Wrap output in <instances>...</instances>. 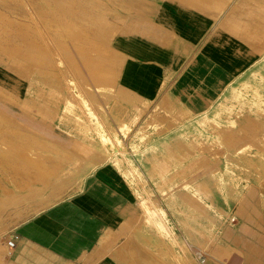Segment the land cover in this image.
<instances>
[{
  "label": "crops",
  "instance_id": "obj_1",
  "mask_svg": "<svg viewBox=\"0 0 264 264\" xmlns=\"http://www.w3.org/2000/svg\"><path fill=\"white\" fill-rule=\"evenodd\" d=\"M129 4L133 6L132 14L116 21L119 28L109 42L121 60L117 85L143 99L137 103L144 109L138 119L143 124L148 117L143 103H163L167 101L165 96L188 115L207 110L235 73L244 69L254 55L252 49H257L255 45L258 47L264 0H140L138 4L131 0ZM82 67L79 65V69ZM63 74L59 70L56 76H60V83L65 81L61 83L63 88L51 81L47 85L65 95L68 78ZM86 75L92 86L88 101L103 103L91 77ZM117 102L110 103L109 109L101 104L107 123L113 127L117 120L128 119L136 112L130 103ZM64 103V99L53 98L38 102L53 112L57 109V114L64 113ZM95 108L96 104L92 109L100 116L101 111ZM79 109L77 113L88 119L87 111ZM84 140L93 152L79 160L82 165L77 188L10 229L8 239H13V245L2 264H224L205 254L203 259L197 255L195 226L189 223H168L165 230L143 223L137 235L113 241L131 214L130 181L113 159L104 158L111 151L99 144V139ZM56 141L51 140L54 144ZM159 158L146 156L152 175H158L152 172V163ZM175 179L172 181L178 183ZM130 226L131 230L132 223ZM201 231L203 247L211 248L210 230ZM243 231L239 225L220 229L221 243L229 247L225 264H264L262 240L248 239L240 234ZM233 248L240 249L241 257Z\"/></svg>",
  "mask_w": 264,
  "mask_h": 264
},
{
  "label": "bare ground",
  "instance_id": "obj_2",
  "mask_svg": "<svg viewBox=\"0 0 264 264\" xmlns=\"http://www.w3.org/2000/svg\"><path fill=\"white\" fill-rule=\"evenodd\" d=\"M45 1H46V3H45ZM69 1L72 2L74 0H69ZM79 1H81V0H79ZM82 1L86 2L84 7H85V9H87V12L85 14L86 16H80L79 17V16H77V12L74 10V7H72V8L70 7L69 9H64L60 5H58L56 0H35V6L37 8V12L39 13V15L44 18L45 15L49 14V12L51 11L52 15L54 16V20L56 21L53 23H50L49 21H48L49 23L48 22L45 23L44 24V31H41V28L37 29L35 27H32L31 23L28 20L27 21L26 20L25 21H18V26H17V23H16L17 21L15 22L12 18L9 17V15L6 12H3L0 10V49L7 51V53L10 56L13 53H16L17 55L25 56V58H27L26 67H27L28 71H26V72H28V74L30 71H31V73L34 71L35 73H38L41 76L39 80L42 83H45V80H47L46 81L47 83L49 81H51L53 83V85H56V86H57V84L60 83V80H61L60 76L56 77L57 72L59 70H62L64 73L71 71L74 74H77L80 71L79 70V64H77V62H76V60H78V58L76 56L78 55L80 57L81 62H82V66L84 65V67H82L81 69L84 70V68H85V72H87L86 74H88L91 77V79H92V81H93V83H94V85L98 91L103 92V93L113 92L114 95L119 98V99L116 98L115 101L113 100L116 103H118L117 101H121V100L130 103L134 107V109L136 110L134 115L128 119L117 120L116 127H113L111 124H108V126H107V124L105 123V113L103 114L104 110H103V107L101 105L103 103L100 104L97 102L96 103L93 102L94 104H96V108L99 110V112L101 111V115L100 116L97 115L95 117L96 113H98V112L95 113L94 109H92V106L94 104L92 102L90 103L88 101V99L84 97L85 92H86L85 94H88V96L92 95V93H91L92 91L90 89H88L89 83L87 86V83L86 82L84 83V81H83L81 85L79 84L81 89L79 91L72 93L73 96L68 94V92H69L68 91L66 93L67 96L65 95L62 98L65 101V103H64L66 106L65 111H67V112H70V111L74 112L73 111V109L75 108L74 106H77L78 108L83 109L84 111H85V109H88L87 114L88 113H91L93 115L95 114L94 116L91 115V119L94 120L93 122H95V120H96V126L98 129L97 133H99V135H100V140L102 142V146L104 148H106V145H108L107 147L111 151L110 154H108L107 156H104V158H106V159H109L111 157L115 158V156H116L115 153L119 152L118 150L123 147V144H124L123 137H126L129 134V132L132 130V128H131L132 125H134L138 122V119L140 118V116L143 112V109L137 105L138 102H143V99L136 96L134 93H132L128 89H127V91H126V89H124V90L126 91V93H129V95H131V96H124V95H122L124 93H122V94L119 93L120 89H123V87L117 85V82H116L117 69L119 71L118 66H119V63L121 61L120 55H119L118 51L114 50L111 46H109L110 44L108 45V42L105 41L106 39H108L109 36H111L115 33L117 26L111 25L108 23L107 16L105 15V12L107 9H106V7H104V4H103L104 1L103 0H82ZM111 1H113V3H115V4L117 3L118 6L124 8L126 10H132L133 6L131 7L129 2L127 3L128 0L127 1H125V0H110V2ZM129 1H131V0H129ZM133 1L136 4H138V2L140 0H133ZM139 5H140V3L138 4L137 7H139ZM99 6H102V10L103 9L105 10V12H102V14L98 12ZM95 7H96V9H95ZM99 10H101V9H99ZM121 10H123V9H121ZM142 10H143V8L140 7V11H142ZM31 12H32V10H31ZM112 13H114V11ZM126 13H128V12H126ZM34 14H35V12H34ZM260 16H263V15H260ZM32 18H34V17H32ZM248 18H252V17H248ZM252 20H253V18H252ZM250 21H248V22H250ZM31 32L35 33L33 35V37L30 34ZM14 33L20 34L23 41H26L29 44V49L27 50V54L24 53V49L21 46L14 43V41H13ZM261 37L262 36H260V38ZM53 46L60 50L61 55L60 54L58 55V53L54 51L55 48ZM255 47L260 48L259 41H258V47L256 45H255ZM72 50H74V52H73L74 54L71 53ZM49 51H51V53ZM48 52L50 53V55L53 54L55 56L50 57L48 55ZM52 52H54V53H52ZM57 55H58V59H59L60 63L62 61H65V63H64L65 66H62L63 68H61L60 65H57V63H55ZM74 57H76V60ZM22 62H25V61H22ZM18 64H19V62H18ZM31 73H30V75H31ZM60 73H59V75H60ZM79 74H81V73H79ZM259 74H260V80L263 81L264 75L261 72H259ZM63 75H65V74H63ZM68 76H69V74H68ZM65 78H66V76H65ZM80 79H84V78H80ZM80 79H78V80H80ZM73 80L74 79L71 78V76L68 79V81L66 80L67 84L70 85V87H72L71 84L73 83L72 82ZM89 82H90V80H89ZM37 83H38V81H37ZM61 83L59 84L60 86H62ZM70 87L67 89H71ZM74 87H75V85H74ZM242 87L244 89L243 92L241 90H236V91L234 90L233 91L236 100L239 101V104H240L239 107L235 109L234 105H229V106L225 107L223 110V113L226 114L225 119H226L227 124L224 125L223 123L220 122V119L218 118L221 115L220 111L215 112L214 117L210 116L206 112H204L200 116H198L195 120L196 125H198L200 127L204 126L210 122V125L212 128V131L210 133L211 145L212 146L219 145V147L221 145L224 146L223 149H221L222 147L220 148L221 152H220V150L212 152V155H213L212 159L216 158L219 154H222V153L225 156V161H226L225 173L222 171L217 172V181H216L217 185H215V187L218 190V192L223 195V199L226 203H230L231 200H238V199L243 198L244 197V190H246L250 187V185L252 184L253 178L256 180V182L259 185H261L262 182L264 181V85L261 83L260 84H251V83H245L244 82L242 84ZM62 88H63V86H62ZM57 90L60 92V89H57ZM50 92H51V89H50ZM82 92H83V95H82ZM122 92H124V91H122ZM248 93L251 94V98L246 97V95ZM105 94H107V93H105ZM60 97H58V98H60ZM54 99H56V98H54ZM91 100H94V99H91ZM145 104L146 103H144V106H145ZM133 107H132V109H133ZM116 109L117 108H115V110ZM126 109H128V108H126ZM245 111H247L250 114H254L255 121H253L251 119V117L248 115L244 116L245 123L246 122L250 123L251 129L246 128L244 126L245 124L244 125L243 124H238V125L236 124L238 126L237 127L238 129H236V128L235 129L237 131H231V129H229V128H232L231 125L238 123L239 120L237 118L240 115L246 114V113H244ZM180 112L188 115L186 110H180ZM62 114H64V113H62ZM82 115H83V113L82 114H76L75 118L78 120L77 124L79 125L80 130L83 131L84 133H86L90 130V126H89V124H87L81 120ZM126 115H127V113H126ZM86 116H88V115H86ZM122 117H123V115H122ZM159 117L160 118H158L156 116L155 117L151 116L145 125L139 127L136 130L134 136L138 137L140 139V141L145 142L147 140V138H149V135H150L149 127L151 126L152 130L154 132H156V131L158 132L163 127V125H164L163 121H166L168 116H162V117L159 116ZM117 118H119V117H117ZM244 121H242V122H244ZM93 122L91 121V123H93ZM89 123H90V120H89ZM106 129H108L112 133V135L109 134L108 131H106ZM227 129H229L230 131H228ZM233 130H234V128H233ZM241 131L246 132V134H248L251 137L252 142L248 141V142H244V144L238 145L239 141L241 140L240 133H239ZM236 132H238V133H236ZM78 133H79V131H78ZM91 139H93V138H91ZM80 144H81V142L76 143L77 146L75 145L76 149H75L74 155H77L76 153H78L80 157L84 158L85 156H89L90 154H92L93 149L90 147L89 144H84V142L81 144V146H80ZM99 144H101V143H99ZM188 144H190V148L187 146L186 152H185V150L182 151L183 152L182 155H180L178 157H176V155H175L176 152L173 153V151H175L174 149H176V146L172 147V145H174V144H171L170 146L169 145L166 146V149H169L172 147L173 150H171V149L167 150V152H165L164 154H162L160 156L159 160L156 159L157 161L154 160L155 161L154 163L151 162L154 166V167H152V172L157 173L161 178H164V179L166 178L167 180L172 181L175 179L174 178L175 176L182 179V178L186 177V175H188L190 172L195 171V170L199 169L200 167H203L206 164V158H204L205 154L202 155L203 154L202 150H204L207 147L206 146L203 149V146L205 144L204 141H201L199 138H196L195 141L191 140L190 143H188ZM252 145L255 146V151L253 150L254 152H252V150L250 149V147ZM219 147H217V148H219ZM209 148H210V146H209ZM180 149L181 148H179V151H180ZM58 150H59V148L57 147V144H54L53 142H50V141L46 140L45 138H39V137L35 136L34 134H32L30 132V130H28L27 127H23V126L17 124L16 121L14 120V118H12L11 116L5 114L4 112L0 113V175H1V178H3L6 181H9L14 186H16L20 189H22V188L27 189V192H25V194L20 195V196L11 195L9 199H6V196H3V194L0 195V218L7 211V207H9L6 205H10V206L16 205L17 206L19 203H21L24 200H27L29 198L31 200L32 199L31 197H34V196L40 194L39 193L40 190L41 189L43 190L42 185H45V184L51 182V178H53L54 175H56L58 173L60 174V171L62 170L61 167H62L63 161L61 159H58L54 155V152L56 153ZM70 151L71 150H64L63 153L66 154V156L67 155L69 156V153L70 154L73 153L74 150H73V152L72 151L70 152ZM64 154H63V156H64ZM66 156H65V158H67ZM74 157L77 158V156H74ZM80 157H78V158H80ZM104 158L102 157V160ZM72 159L74 160V158H72ZM72 159H70V160H72ZM114 160H116L115 161L116 164L117 163L119 164L120 158H118V159L116 158ZM186 160H188L187 163H186ZM75 161L77 162V159H75ZM100 161H101V159H100ZM207 161H208V159H207ZM79 162H77V163H79ZM78 167H79V165H78ZM235 167L239 168V170L241 171V174H240V172H237L235 170L236 169ZM121 171L123 172L124 176L127 177L128 180H129L128 177L131 176L129 181L132 183V181H133L132 177L135 175L134 174L135 172H133V170H129V169H121ZM226 176L228 177V179H225ZM55 179L57 180V178L54 177L53 180H55ZM65 180H67V179H65ZM61 183H63V182H61ZM70 183H72V182H70ZM168 183H170V182H168ZM64 185H65V182H64ZM1 187L5 193H9L11 191V189H9L3 185H1ZM129 187L131 188V186H129ZM60 188L63 189V187H57V186L53 187V190H52L53 193H52L51 198L53 197V194H59L61 192ZM193 190H194L193 192L196 194L197 198L202 199V198H204V196L206 198H208L209 200L207 202H205L206 206L207 207L211 206L212 208L217 209V212L220 214V216L228 214V212L225 208H221L219 206V204L217 203V201L214 197V194H213L211 187L206 182H204V181L198 182L196 184V188H194ZM163 191H164V189H163ZM42 192L43 191H41V193ZM18 193H19V191H18ZM195 194H193V195H195ZM196 196H195V198H196ZM137 197L139 198V202H140L141 208L143 210V214L139 218L138 225H141L143 223L155 224L159 228V230H165L166 229L164 227L165 222L162 218L163 215L160 212H157L158 207L156 208V205L153 202V200L150 199L149 197L143 196L142 191L137 192ZM53 198H56V197H53ZM48 200H47V202H48ZM42 203H43V201H42ZM198 203H200V202H198ZM262 203L264 206V201ZM160 209L162 210V212H164L161 207H160ZM199 209L201 210V208H199ZM202 209H204V208H202ZM9 213H10V211H9ZM202 214L204 215V213H202ZM19 215L20 214H18V216ZM229 217L231 218L230 221H234L233 216H229ZM182 224H184V223H182ZM212 228H214V227H212ZM194 231L196 232L195 229H194ZM202 235H204V234H202ZM7 244H8V242H7ZM9 246H11V245H9ZM214 247H213V250H214ZM217 248H218V251L215 249L217 251V252L215 251V253H218L219 255H221L222 253H224L223 252L224 249H227L228 246H224V245L222 246L221 244H218ZM233 251H235V253H237V255L239 257H241V251L239 249L233 248ZM219 257L221 258V256H218V258ZM227 257H229V255ZM220 258H219V260H220ZM2 261L3 260L0 258V264H2Z\"/></svg>",
  "mask_w": 264,
  "mask_h": 264
},
{
  "label": "rangeland",
  "instance_id": "obj_3",
  "mask_svg": "<svg viewBox=\"0 0 264 264\" xmlns=\"http://www.w3.org/2000/svg\"><path fill=\"white\" fill-rule=\"evenodd\" d=\"M10 1L0 0V10L3 12H6L9 15V17L12 18L15 22L17 21L16 22L17 26H18V21L28 20L31 23L32 27H35L37 29L41 28V31H44L45 23H47L48 21L50 23L56 22L54 20V16L52 15L51 11L49 12L50 15L47 14L45 15L44 18L39 15V13L37 12V8L35 6V0H17V1L10 0ZM103 1H104L103 3L104 7H106L107 10L105 12L104 9H103L104 11L102 10V6H99L98 12L101 14L102 12H105V15L107 16V19H108V23L111 25L117 26V29L115 30L116 32L119 28V24L116 23V21L118 22L122 21V18L124 16L130 15L132 14V12L131 10H126L118 6L117 3L115 4L113 3V1L111 2L110 0H103ZM56 2L58 3V5H60L64 9H69L70 7L71 8L74 7V10L77 12V16L79 17L86 16L85 14L87 12V9H85L84 7V5L86 4L85 1L74 0L70 2L69 0H56ZM128 2L129 0L127 1V3ZM120 8L123 9L124 11L121 10ZM33 11L35 12V14ZM111 11L112 12L114 11V13H112ZM260 15H263V16H260L261 21L262 20L263 21L260 22V27H259L260 36H262L259 39L261 49L260 48L252 49L254 51V55L251 56V59L249 60V62L244 65L243 67L244 69L241 71H237L235 73V76L232 82L229 84V86L223 91V93H221V95H219V97L215 100V102L212 103V105L207 110L204 111L208 115L213 116V117L215 116L214 115L215 112L220 111L221 115L218 118L220 119V122L223 123L224 125L227 124L226 119H225L226 114L223 113L224 108L229 105H234V108L236 109L240 105L239 101L236 100L233 91L241 90L243 92L244 89L242 87V84L244 82L251 83V84L261 83L264 85V80L263 81L260 80V74H259V72H261L264 75V28H263L264 27V23H263L264 22V8L262 7H261ZM30 34L33 37L35 33L31 32ZM13 36H14L13 37L14 43L21 46L24 49V53L27 54V50L29 49V44L26 41H23L20 34L14 33ZM111 36H109L108 39L105 40L106 42H108V45L110 44L109 39ZM54 48H55L54 51L57 52L59 55L60 50L56 47ZM49 52L51 53V51ZM49 52H48V55L50 57L55 56L53 54L50 55ZM73 52L74 50H72L71 53L74 54ZM58 55H57L55 63H57V65H60L61 68H63L62 66H65L64 64L65 61H62L60 63L58 59ZM76 57L78 58V60H76ZM76 57L74 58L77 64L82 66L80 57L78 55ZM22 61H25V62H22ZM26 64H27V58H25V56L17 55L16 53H13L10 56L7 53V51L0 49V113L4 112L5 114L11 116L12 118H14L17 124L23 127H27L28 130H30L32 134H34L35 136L39 138H45L46 140L50 142L52 139L57 140L56 142H57V147L59 148V150L56 153L54 152V155L58 159L59 157H61L63 160V163H62V167H61L62 170L60 171V174L58 173L54 175L53 178H51V182L45 185H42L43 190L41 189L39 192L41 195L38 194L34 197H31L32 198L31 200L30 198L27 200H24L21 202L22 204L19 203L17 206L16 205L15 206L6 205V206H9L7 207L8 212L6 211L4 215L0 218V256H1L0 258L3 260V262H4V256L8 253L11 247L7 244L8 233L10 229L13 228L21 220L40 211L41 209L55 202L57 199L64 197L66 194L72 192V190L77 188L78 186L77 182L80 178V170H81L80 165H82L80 164L79 160L82 157H80L78 153H76L77 155H74L75 149H76L75 142L78 141V143L81 142V144L83 142L86 143L84 139H87V137L88 138L91 137L94 139H99L100 143H102L100 140V135L99 133H97L98 129L96 126V120L95 122H93L94 120L91 119V115L93 114L91 113L87 114L89 116L88 120L83 118V115H82L81 120L89 124L90 126V130L84 133L83 131L80 130L79 125L77 124L78 120L75 118L76 114H79L77 113V106H74L75 107L73 109L74 112L64 111V114H57L56 110L53 112L45 105L38 104V102H41L45 98L46 99H52V98L62 99L63 96L65 95L67 96V94L63 95L61 94V92L55 89L54 90L51 89V92H52L51 93L50 87L47 86L49 82L42 83L39 80L41 76L38 73H35L34 71L32 73L30 71L28 74V72H26L28 71ZM79 70L81 74H74L73 72L68 71V70H67L68 72L64 73L65 76L68 77V79L70 78V76L71 78L74 79L72 81L73 83L71 84L74 89L70 87V85H68L67 87V88L69 87L71 88V89H67V92L69 91L68 94L70 95H72V93L79 91L81 89L79 85L81 84L80 82L84 81V83L86 82L88 86L89 81L87 80L85 69L84 70L79 69ZM80 78H84L83 81H81L82 79ZM73 84L75 85V87L77 86L79 89L77 87L75 88ZM48 89L49 91H46ZM88 89L92 90L91 83H89ZM124 89L125 88L120 89L119 93L121 94L124 93L122 94L124 96H131L129 95V93H126L127 89L126 91ZM83 92H82V95H83ZM85 93H84L85 98H89L91 96V95L88 96V94H85ZM105 93L99 91V95H100L99 97H100V100H102L103 104L106 105L107 108L109 109L110 103H113L116 98L117 99L119 98L116 97L113 92H105ZM57 96L58 97L61 96V97L58 98ZM246 97L251 98V94L248 93ZM163 99H167V101L163 103L148 102L145 104L144 108L147 109V115H148L147 120H145L144 124H143V120L142 121L140 120V122L138 121V123L132 125L131 127L132 130L129 132V134L126 137H123V141H124L123 147L120 148L121 150L118 148L119 152L115 153L116 154L115 158L111 157V159L113 160L116 158L117 159L120 158L119 164L117 163V165H119L120 170L129 169L135 172L134 173L135 175L132 177L133 179L132 183L129 182V184L127 185L128 188L129 186H131V188H129V190L131 191V195H132L131 214L125 220L127 221L126 223L127 225L123 223V228H121V230L115 234L113 241L120 240L121 238L126 239L127 237H130L131 235L135 236L143 230V224H141L140 226L134 225L133 227V224L138 223L139 218L143 214V210L141 208L139 198L137 197V192L142 191L143 196L149 197L150 199H152L156 205V208L158 207L157 212H160L163 215L161 216L165 224H168V223L171 224L172 222H176L179 224L189 223L195 226L196 241H198L196 251H197V255H201L202 259L205 254L212 261L216 263L224 262L225 264L224 257L225 255H227L229 247L227 249H224L223 251L224 253H222L221 255H219L218 253H215V251L216 250L218 251V248H217L218 244L222 245L221 236H220L219 231L223 226H226V225H234V226L239 225L240 230L242 229L244 230L240 234H243L246 238L251 239V240L252 239L255 241L262 240L261 244H264L263 242L264 241V206L262 203L264 201V198H263L264 197V181L262 182L261 185H259L256 182V180L253 178L252 184L250 185V187L244 190L243 198L238 199V200H231L230 203H226L223 199V195L219 193L215 187V185H217V182H216L217 172L222 171L225 173V168H226L225 167V164H226L225 156L222 153L217 156L218 158L216 157L212 159L213 158L212 152L218 151V150H220L221 152V149H223L224 146L221 145L219 147V145H214V146L211 145L210 133L212 131V128H211L210 122L201 127L196 125V122H195L196 118L204 112L197 113V114H191V115H186L184 113L186 115L185 116L183 113L180 112V109L175 107L173 103L168 100L169 98L165 96V98ZM85 111L88 112V109H85ZM244 113L246 114L240 115L237 118L239 120L238 123L231 125L232 128H229L231 129V131H237L236 129H238L237 128L238 124H243V125L245 124L244 126L246 128L251 129V124L248 122L245 123L244 116L248 115L251 117L253 121H255L254 114H250L247 111H245ZM96 116L97 114L95 115V117ZM151 116L153 117L156 116L158 118H160L159 116L161 117L168 116V117L166 121H163L164 125L158 132L157 131L154 132L152 130V127L150 126L149 127V131H150L149 138H147L145 142L140 141V139L138 137H135L134 134L139 127L146 124V122L148 121V119H150ZM89 120H90V123H89ZM91 121L93 123H91ZM105 123L108 126L106 119H105ZM229 129L227 130L230 131ZM106 131H108V133L112 135V133L108 129H106ZM239 133H240L241 140L239 141L238 145L244 144V142H248V141L252 142L251 137L248 134H246V132L241 131ZM71 135L73 136L69 137ZM196 138H199L201 141H204L205 144L203 146V149L207 146L204 150H202L203 152L202 155L205 154L204 158H206V164L203 167H200L199 169L190 172L188 175H186V177L182 179L175 176L174 178H179L178 183L169 181L166 178L165 179L161 178L158 175H152V173L149 172L150 163L146 159V156L151 157L152 155H154L155 157L156 156L160 157L162 154L167 152L166 146L168 145L170 146L171 144H174L172 145V147L176 146V149H174L175 151H173V153L176 152L175 155L176 157H178L182 155L183 153L182 151L185 150L186 152L187 146L190 148V144L188 143H190L191 140L195 141ZM208 145L210 146V148ZM107 146L108 145H106V148L108 149ZM253 146L254 145L250 147L252 152L255 151V146L254 147ZM179 148H181L180 151H179ZM64 150H71L72 152L74 150V152L71 154L69 153V156L68 155L66 156V154L63 153ZM65 156L67 158H65ZM74 156H77V158ZM85 157H88V156H85ZM69 158L70 159L74 158V160L73 159L70 160ZM75 159H77V162L79 163H77ZM187 162L188 160H186V163ZM77 164L79 165V167ZM235 170L237 172H240L241 174V171L239 170L238 167ZM54 177L57 178V180L55 179L56 181L53 180ZM128 178L130 180L131 176H129ZM145 179H148L149 181L154 180L157 182L155 183L145 182L144 181ZM225 179H228V177L226 176ZM175 180L176 179H174V181ZM202 181L206 182L211 187L217 203L219 204L221 208H225L228 214L220 216V214L217 212V209H214L211 206H208V207L206 206L205 202L209 200L208 198H206L205 196L202 199L197 198L196 194L193 192L194 191L193 189L196 188V184L198 182H202ZM64 182H65V185H64ZM1 185L11 189V191L9 192L10 194L5 193L2 190ZM56 186L63 187V189L60 188L61 192L59 194H53V197H56V198H53V197L51 198L52 193H53L52 191L53 187H56ZM41 191H43L42 192L43 194L41 193ZM25 192H27V189H24V188L20 189L14 186L9 181H6L3 178H1V175H0V195L3 194V196H6V199H9L11 195L20 196V195L25 194ZM160 207L163 209L164 212H162ZM198 207L201 208V210ZM202 213H204V215ZM18 214L20 215L18 216ZM172 214H173V217H172ZM229 216H233L234 221H230L231 218ZM131 223H132V229L130 230L129 227L131 226L129 225H131ZM204 229L210 230L209 235H210V240H211V248L203 247V242H201V239L203 237L202 235L203 231L201 230H204ZM223 245L227 246L225 244ZM213 247H214V250H213ZM218 256H221V258L219 257L220 260ZM235 261H237V259L233 260V262Z\"/></svg>",
  "mask_w": 264,
  "mask_h": 264
},
{
  "label": "built area",
  "instance_id": "obj_4",
  "mask_svg": "<svg viewBox=\"0 0 264 264\" xmlns=\"http://www.w3.org/2000/svg\"><path fill=\"white\" fill-rule=\"evenodd\" d=\"M7 242H8L9 245H11V246L13 245V239L9 238V239L7 240Z\"/></svg>",
  "mask_w": 264,
  "mask_h": 264
}]
</instances>
